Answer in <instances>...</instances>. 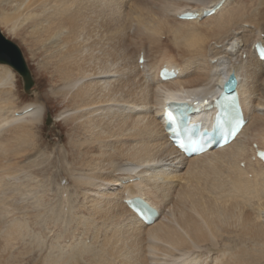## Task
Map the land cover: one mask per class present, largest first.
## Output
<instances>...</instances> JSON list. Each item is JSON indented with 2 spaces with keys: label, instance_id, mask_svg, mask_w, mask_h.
Segmentation results:
<instances>
[{
  "label": "bare ground",
  "instance_id": "bare-ground-1",
  "mask_svg": "<svg viewBox=\"0 0 264 264\" xmlns=\"http://www.w3.org/2000/svg\"><path fill=\"white\" fill-rule=\"evenodd\" d=\"M181 1L0 0V24L18 27L15 34H28L34 54H47L45 67L62 84L54 94L70 97L67 108L74 114L64 121L68 127L78 124L69 136L71 148L64 146L81 160L68 168L83 199L75 211L85 214L72 217L81 230L63 229L55 238L63 249L38 264H81L93 250L96 264H159L160 255L169 258L167 264H264V163L254 160L253 149L255 144L264 149V61L253 50L258 43L264 46V20L255 18L258 9L246 16L245 0H226L222 7L224 0H204L201 6ZM213 7L215 14L204 17ZM185 12L198 17L181 20ZM101 31L110 42L91 45ZM165 36L169 45L162 42ZM163 67L174 69L176 77L161 80ZM12 69L0 64V87L10 86L14 94L18 73ZM232 75L248 125L231 145L186 157L171 143L165 108L198 109L191 120L212 127L214 101ZM107 76L118 79L103 80ZM4 98L0 95V126L3 119L15 125L0 129V183L10 188L7 181L28 173L25 159L40 157L45 143L33 131L40 129L44 109L34 103L16 118L19 111ZM64 172L61 167L59 176ZM31 182L34 189L43 188ZM45 196L43 205L52 204ZM138 197L164 217L153 225L138 219L124 202ZM28 226L21 220L0 227V264H10V249ZM84 233H90L91 246L80 242ZM211 254L213 260L207 258Z\"/></svg>",
  "mask_w": 264,
  "mask_h": 264
},
{
  "label": "rangeland",
  "instance_id": "rangeland-1",
  "mask_svg": "<svg viewBox=\"0 0 264 264\" xmlns=\"http://www.w3.org/2000/svg\"><path fill=\"white\" fill-rule=\"evenodd\" d=\"M184 1L198 6L199 5L201 6V3L204 2V0H183L181 2ZM244 3L245 6L247 7L245 12L246 16L249 17L250 15H252L255 9L256 10L258 9V11L254 15L255 18H261L259 22L263 24L264 19L262 17H264V5H262V0H245ZM10 5L13 7V9H16L18 6L17 3ZM153 9L156 11L158 7L155 6L153 7ZM133 23L135 24L136 22ZM17 28L18 27L14 25L6 26L0 24V29L4 32V34L8 36L10 39H12L15 43H17L18 46L21 48L23 55L26 59V62L29 65V68L32 72L35 85L32 88L31 92L27 93L24 90V82L22 78L17 74L18 79L16 82V88L14 89V94H11L9 92L10 86L5 85L0 87V95L1 97H5L4 101H6L8 104L13 103L16 106L17 110L19 111V113L15 115L16 118L21 117L22 109L24 110L29 105H32L34 103L36 104V106L38 105L37 107H41L42 110L44 109V114H43L44 116L43 115L41 116L43 118V121L41 120L40 124L38 125L40 129L37 131H33V133L34 134L40 133L41 140H43V142L45 143V145L43 146V150L44 149L45 150L43 153H42L43 150L39 152L38 157L39 156L40 157L39 158L37 157L38 159L36 158H34V160L25 159L23 163L26 166H30L28 167L29 169L27 170L28 173L25 171L24 173H21L18 178L16 179L12 178L11 182L7 181V184L9 185L12 184L11 185L12 187L8 188L4 186L3 183H0V197H1L0 227L4 229V227H9V224L11 222L27 220L29 222V226L27 230H25L26 234L24 238H22V240H20L19 242L16 240V243L10 249V253L12 254L9 261L10 264H38L42 259L45 258L46 255L49 254V252H56L63 249L62 242L58 243L55 239L57 237V234L63 231V229L67 232H72V233H75L74 231L76 229L81 230V228L75 227V223L72 222V217L79 215L83 216L85 214L84 211H80L78 214L77 211H75L79 206H81L83 199L81 198V193L79 192V189L72 180L70 172L68 170V168H70L72 165H79V163L77 164V162L81 160H77L74 159L73 157H70L69 153L67 152V149L71 148L70 144L73 139V138H69V136L71 134L72 129L76 128L78 124L73 123L71 126L68 127L70 123L66 124L64 121L66 117L68 116L72 117L71 114L72 115L74 114L72 111H69L67 108V106L70 104L69 102L70 97H62L54 94L57 91L55 89L61 87L62 84L61 82H59V78L57 77V75H54L55 74L54 71L53 70L50 71L45 67L47 54L46 55L44 54L43 56L40 55L37 56L36 53L34 54L36 49L33 47V45L26 37L28 36V34L22 36L15 34V31L17 32ZM131 32H133V30H131ZM65 34H67V31L65 32ZM96 34H97V36L95 37L96 40L94 42L91 40L90 42L91 45L96 44L97 43L96 41L98 40H103V42L106 43L110 42L109 41L110 35H108L107 37H105L106 39H104L106 33L104 34L103 32V35L101 33H95V35ZM162 42L164 45L170 44L167 36L163 38ZM48 44L54 45L56 48H58L60 42L50 41ZM215 44H216L215 42L212 43V46H215ZM63 50H65L64 47L62 50L61 48L56 50L55 53L61 52ZM96 53H97L96 55H103V53L100 52H96ZM244 60H246V55H244ZM244 67L247 66L245 65ZM246 74H247V70H246ZM0 76H1V70H0ZM114 77L116 76H113L111 78L108 77L107 79L105 78L103 80L118 79V77L116 78ZM127 112L135 116L137 113L136 111L133 112L132 110H128ZM25 121L28 122L29 119H26ZM2 122H4L7 125H4V123H2L1 126L2 125L3 126L2 127L0 126V129H6L11 127L12 125H15V122L11 123V121H8L6 119H3ZM66 144H69V146H67V149L64 146ZM57 148H60L59 150L62 157H60L59 154L56 153ZM67 156L69 158L70 163L66 159ZM16 161L19 162V160ZM16 161H13V163H16ZM42 161L43 162L45 161L47 165ZM51 161H55V163L51 164ZM74 162L76 164H74ZM31 166L33 168H31ZM61 167L65 168L67 170V173L64 172L62 176H59ZM32 172L42 178L38 179V177H33ZM250 178H253V175H250ZM3 180L4 179L1 177L0 181ZM30 181H33V183H37L43 186V188L39 190L34 189L36 187L33 186L32 182L30 183ZM67 182L69 183V186L65 188L66 185H64V183ZM64 192L66 193V195H64ZM45 194L50 195L52 204L43 205V200H45L46 197ZM54 195H58L57 196L58 198H54ZM174 201L178 202V197H176ZM165 213L166 215L171 216L169 209L166 210ZM160 215L161 216L159 220H161L164 217L163 214ZM35 218L40 222L35 220ZM100 225L101 223H99V226ZM115 226L116 227L118 226V222L115 223ZM2 234L3 233L0 231V239ZM89 234L84 233V237L80 239V242L85 243L87 246H91L92 243L91 240L89 239V237H91ZM78 238L79 236L75 239ZM70 241L71 238L66 240L67 243H69ZM69 248L70 247H68V249ZM205 249L206 248H202L201 252L203 251L205 252L206 251ZM220 249H224L223 245L221 246ZM31 251L33 253H31ZM198 251H200V249ZM8 253L9 251H7L5 254L8 255ZM96 255H97L96 250H93L90 254H84V258H80L82 261L81 264H96L94 261V258L97 257ZM161 256L163 255L157 257L156 260L159 261V264H167L169 258H166L165 256L163 257ZM30 258H32L33 261H29L28 259ZM207 258L213 260L214 256L213 254H211L210 256H207ZM151 259H155V258L153 257ZM151 264H157V263L152 262Z\"/></svg>",
  "mask_w": 264,
  "mask_h": 264
},
{
  "label": "water",
  "instance_id": "water-1",
  "mask_svg": "<svg viewBox=\"0 0 264 264\" xmlns=\"http://www.w3.org/2000/svg\"><path fill=\"white\" fill-rule=\"evenodd\" d=\"M0 64H6L12 67L22 78L24 90L29 93L35 85L32 72L26 62L22 50L14 41L9 39L0 29ZM232 81L234 82L231 86ZM236 79L232 76L226 84V91L235 90ZM229 87V88H227Z\"/></svg>",
  "mask_w": 264,
  "mask_h": 264
}]
</instances>
